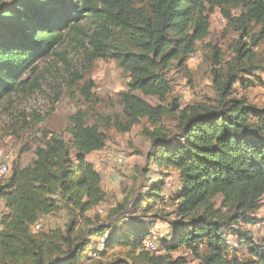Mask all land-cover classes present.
I'll use <instances>...</instances> for the list:
<instances>
[{
  "label": "trees",
  "instance_id": "1",
  "mask_svg": "<svg viewBox=\"0 0 264 264\" xmlns=\"http://www.w3.org/2000/svg\"><path fill=\"white\" fill-rule=\"evenodd\" d=\"M134 1L0 0V103L25 89L29 78L24 76L33 73L36 62L53 53L66 34L80 28L84 18L121 27L128 36L115 57L132 78L130 92L124 95L129 122L122 131H129L142 116L155 125L167 112L180 114L183 142L166 133L153 137L157 163L175 169L181 178L177 241L166 248L172 251L185 246L198 264H264L262 249H253L255 259L244 260L229 253L226 246V231H233L249 246L254 244L239 223L254 222L252 213L264 196V109L244 97H227L234 76L223 84L222 106L204 111L188 106L180 109L179 100L166 109L132 93L137 90L165 100L170 85L158 74L159 68L189 57L196 43L209 34L208 12L234 0H144L147 11L130 16ZM241 1L239 24L243 28L251 23L263 25L264 0ZM103 38L102 32L92 35L90 58L103 56ZM259 39H264V27ZM248 52L243 48L239 55L246 57ZM101 126L88 125L85 113L79 111L71 118L68 140L52 135L45 147L37 148L32 165L14 166L10 175L0 178V199L8 209L0 218V264H166L165 257L153 256L155 251L146 248L150 230L145 225L112 232L105 239L106 253L117 250L132 263L121 258L110 263L97 260L103 250L93 259L87 257L91 238L118 224L117 220L102 221L98 214L87 215L106 198L102 176L87 159L106 145L107 134ZM159 197L160 189L151 188L136 198L134 212L153 209ZM60 200L73 214L66 232L61 228L35 231L43 215L60 210ZM80 219L92 227L83 229Z\"/></svg>",
  "mask_w": 264,
  "mask_h": 264
},
{
  "label": "rangeland",
  "instance_id": "2",
  "mask_svg": "<svg viewBox=\"0 0 264 264\" xmlns=\"http://www.w3.org/2000/svg\"><path fill=\"white\" fill-rule=\"evenodd\" d=\"M139 10L147 11L144 0L131 3L128 15L134 16ZM242 12L241 0L225 3L223 7L208 12L209 34L196 43L194 52L184 60L162 64L158 74L163 75L170 85L165 100L137 90L132 93L154 106L168 109L174 100H179L180 109L188 106L204 111L222 106L223 84L234 76L235 83L227 97H244L264 109V39H259L264 24L251 23L243 28L237 21ZM96 32L104 35L103 56L90 58L93 50L91 37ZM126 36L128 34L121 27L111 22L102 24L97 18L86 17L80 28L66 34L53 53L36 62L35 71L24 76L29 78L25 89L0 103V178L10 175L14 166L32 165L37 158V148L45 147L52 135H61L68 140L71 118L79 111L84 112L88 125L99 123L107 134L105 147L87 156L102 176L101 185L106 198L87 215L95 217L98 214L102 221H118L116 229L91 238L88 259L97 256L101 251L100 243L111 237L112 232L123 233L145 225L150 230L147 239L157 247L151 255L165 257L166 264H198L185 246L172 251L166 248L167 244L177 241L176 224L181 219L177 216V196L181 190V178L175 169L157 163L153 137L157 133H166L183 142L179 112H167L155 125L142 116L129 131H122L129 122L124 95L130 92L132 78L115 55ZM243 48L249 49L246 57L239 55ZM75 154L72 149V158ZM119 157L124 159L122 163L117 161ZM4 165L7 171L1 172ZM153 187L160 189L155 206L136 214L132 204ZM59 203L60 210L43 215L37 224L40 228H34L35 231L61 228L66 232L73 214L65 201ZM220 204L219 197L216 206ZM259 205V209L252 213L253 223H239L250 233L253 245L246 244L233 231H226L227 249L240 259H255L253 249L264 251V196ZM116 208L119 212L114 215L112 210ZM223 211L230 213L226 208ZM6 212L5 201L0 199V218ZM140 216L141 221L136 220ZM80 222L83 229L92 227L86 220ZM102 252L97 260L104 263L119 258L132 263L126 254L117 250Z\"/></svg>",
  "mask_w": 264,
  "mask_h": 264
},
{
  "label": "built area",
  "instance_id": "3",
  "mask_svg": "<svg viewBox=\"0 0 264 264\" xmlns=\"http://www.w3.org/2000/svg\"><path fill=\"white\" fill-rule=\"evenodd\" d=\"M123 160H124V159H123L122 157H119V158L117 159V161H118L119 163H122ZM6 171H7V166L4 165V166L1 168V172H6ZM101 211H102V210H100V212H101ZM35 228L39 229L40 227H39V225H36ZM145 245H146V248L149 249V250L152 251V252H154V251L157 250V247H156V245L154 244V242L150 241L149 239H147V240L145 241ZM105 246H106V242H105V239H103L102 242L100 243L99 250H103Z\"/></svg>",
  "mask_w": 264,
  "mask_h": 264
}]
</instances>
